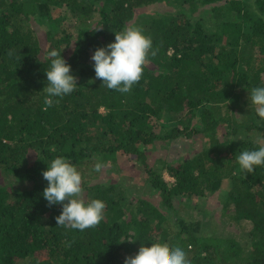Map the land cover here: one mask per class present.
<instances>
[{
	"label": "trees",
	"instance_id": "obj_1",
	"mask_svg": "<svg viewBox=\"0 0 264 264\" xmlns=\"http://www.w3.org/2000/svg\"><path fill=\"white\" fill-rule=\"evenodd\" d=\"M46 21L62 30L43 45ZM127 26L157 51L121 93L90 57ZM50 47L78 86L45 110ZM260 85L264 0H0V264H123L162 244L191 264H264V167L246 173L235 158L264 147L247 98ZM60 155L82 174L81 198L106 204L95 227L57 225L61 208L42 195V171ZM225 190L216 208L198 204ZM229 222L248 244L227 236Z\"/></svg>",
	"mask_w": 264,
	"mask_h": 264
},
{
	"label": "clouds",
	"instance_id": "obj_2",
	"mask_svg": "<svg viewBox=\"0 0 264 264\" xmlns=\"http://www.w3.org/2000/svg\"><path fill=\"white\" fill-rule=\"evenodd\" d=\"M156 51L152 37L146 35L142 27L127 26L114 32V40L96 47L90 59L94 62L92 66L95 77L104 86L127 93L142 78L149 55L155 56ZM61 53L60 49L54 47H50L45 53L49 62L48 69L44 71L45 110L73 93L78 86L71 65ZM247 92L249 104L260 120L264 121V85L254 86ZM235 158L240 169L252 173L256 168L264 167V147L244 149ZM46 164L42 176L47 181V186L42 195L48 206H60L61 211L55 217L57 225L70 226L80 231L98 225L104 218L106 204L99 198L87 202L81 198L82 174L76 165L62 155ZM104 166L103 162L97 161L94 170L100 172ZM123 264H191V261L183 247L162 244L147 250L141 246L135 254L127 255Z\"/></svg>",
	"mask_w": 264,
	"mask_h": 264
},
{
	"label": "rangeland",
	"instance_id": "obj_3",
	"mask_svg": "<svg viewBox=\"0 0 264 264\" xmlns=\"http://www.w3.org/2000/svg\"><path fill=\"white\" fill-rule=\"evenodd\" d=\"M48 30H52L54 32H60L62 30V27H56L55 24H53L52 22H49V21H46V22H44L43 24H41L39 26H36V32L39 33L40 37H42L43 45H45V34L48 32ZM261 122H263V121H261ZM104 179L106 180L107 178H104ZM166 179L167 180H172V178H170L167 175H166ZM134 181L137 183L138 180L135 179ZM225 189H228L227 185H226ZM140 194H142V192L139 190V195ZM226 195H227V191L224 192V193H221L220 197H219V194H217L215 197H212L210 199V201L208 202V205H206L205 202L204 203L203 202H199L198 204L201 207H203V209H205V206H212V207L216 208V204H218V202L221 203L224 199H226ZM218 198H219V201H218ZM175 207L177 209H180V211H182V213H183L184 210H187V212H186V216L187 217H188V215H191L194 212L189 207L185 206V202L177 201V202H175ZM206 210H209L210 212H212L211 214L214 216V218L216 220H218L219 222L221 221V217H220V214H219L218 210L213 211V209L211 207H208ZM198 216H199L198 214L194 215V217H198ZM226 230L228 231L227 236L236 238L239 242H241L242 245L248 244L247 243L249 241V240H247L248 236L245 234L246 232H244L243 229L238 228L237 226H233L229 222L228 227L226 228Z\"/></svg>",
	"mask_w": 264,
	"mask_h": 264
}]
</instances>
